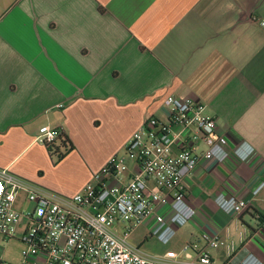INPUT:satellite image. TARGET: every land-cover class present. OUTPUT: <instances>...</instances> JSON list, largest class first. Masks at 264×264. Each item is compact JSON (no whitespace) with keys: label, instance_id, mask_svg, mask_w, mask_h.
Listing matches in <instances>:
<instances>
[{"label":"crops","instance_id":"0c3cea01","mask_svg":"<svg viewBox=\"0 0 264 264\" xmlns=\"http://www.w3.org/2000/svg\"><path fill=\"white\" fill-rule=\"evenodd\" d=\"M168 95L203 104L229 147L222 162L199 157L184 178L197 214L162 246L203 233L227 242L229 227L231 260L224 246L208 252L213 264H234L245 250L214 197L250 200L264 214V188L252 195L264 173V0H0V168L38 181L31 164L48 151L35 140L43 125L70 142L102 136L114 143L108 158L122 154L148 118L164 119ZM243 142L254 150L246 161L231 151ZM107 159L66 194L79 192ZM21 194L14 207L25 211ZM239 220L264 252L255 213L244 211ZM23 224L15 237H0L1 260L21 263ZM27 264H45V256Z\"/></svg>","mask_w":264,"mask_h":264},{"label":"built area","instance_id":"2783aa9c","mask_svg":"<svg viewBox=\"0 0 264 264\" xmlns=\"http://www.w3.org/2000/svg\"><path fill=\"white\" fill-rule=\"evenodd\" d=\"M162 108L164 119L148 118L132 134L123 153L110 157L71 196L50 192L0 168V237H15L24 221L19 233L20 264L38 254L45 256V264H213L208 248L220 246L231 260L236 248L229 239V227L225 228L227 242L203 233L160 253L143 248L149 239L168 245L177 230L196 216V209L186 200L184 178L193 172L199 157L218 162L228 157L227 137L217 131L215 118L205 114L203 104L187 96L168 95ZM58 135L56 128L43 125L35 140L48 145ZM231 151L240 161L254 152L245 142ZM263 188L264 173L252 195ZM18 193L31 203V209L14 207ZM214 201L233 220L245 250L234 264H263L264 252L239 220L251 206L250 200L219 192ZM143 228L148 230L137 232ZM135 232L139 236L132 242ZM0 264L11 263L0 259Z\"/></svg>","mask_w":264,"mask_h":264},{"label":"rangeland","instance_id":"374dc122","mask_svg":"<svg viewBox=\"0 0 264 264\" xmlns=\"http://www.w3.org/2000/svg\"><path fill=\"white\" fill-rule=\"evenodd\" d=\"M70 143H72L73 149L68 152V145L63 146L61 141L56 138L53 145L47 147L48 151L46 157L39 156V159L32 162L31 166L35 169V174L39 172L40 175L38 176V181L30 182L50 192L63 196H70V194H66V192L71 191L76 186H80L83 182V178L88 175L87 173L94 171L101 161L108 158V154L112 152L114 145L111 140L102 136L98 137L97 135L94 137L91 135L86 137L77 136V138L71 140ZM66 152H68L66 157L59 160L58 154H65ZM126 162L127 164L129 163L128 160ZM92 178L93 176L91 180ZM18 204L20 208L31 209L32 207L31 203L24 200V196L19 199ZM142 230L147 231L148 228L138 229L137 232H141ZM137 232L132 235V242L137 241L139 236L136 234ZM177 234L181 237L182 231ZM169 246L178 248V243L173 242ZM143 248L151 253H160L166 249V246H162L157 241L149 239V241L143 245ZM7 250L13 253V246H8Z\"/></svg>","mask_w":264,"mask_h":264},{"label":"trees","instance_id":"16d2710c","mask_svg":"<svg viewBox=\"0 0 264 264\" xmlns=\"http://www.w3.org/2000/svg\"><path fill=\"white\" fill-rule=\"evenodd\" d=\"M60 141H61V144L63 146H66L68 145V150L72 149V145L71 143L69 142V140L64 136V135H61L59 134L58 137H57ZM54 142L48 144V145H45L46 147L48 146H52ZM58 149V148H57ZM64 156V153H59L58 154V157L59 159L62 158ZM248 210H251L255 213L256 215V219L260 222V224L264 223V214L260 213V212H257L255 211L251 206L245 210V213L248 211Z\"/></svg>","mask_w":264,"mask_h":264}]
</instances>
